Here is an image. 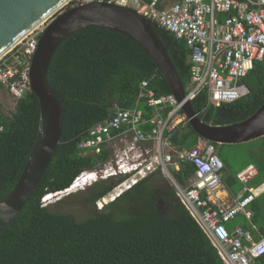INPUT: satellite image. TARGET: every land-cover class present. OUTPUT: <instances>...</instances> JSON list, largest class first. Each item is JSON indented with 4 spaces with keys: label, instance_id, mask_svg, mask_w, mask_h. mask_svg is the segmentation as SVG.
<instances>
[{
    "label": "trees",
    "instance_id": "1",
    "mask_svg": "<svg viewBox=\"0 0 264 264\" xmlns=\"http://www.w3.org/2000/svg\"><path fill=\"white\" fill-rule=\"evenodd\" d=\"M151 27L187 92L189 49L168 30L155 23ZM46 79L63 109L60 141L28 201L0 227V264H225L160 171L139 180L101 210L94 208L95 201L122 177L93 182L84 189V203L91 204L92 210L83 220L53 208L68 197L58 199L56 204L41 203L44 195L69 187L81 172L101 165L107 158L108 151L80 153L78 145L92 125L111 115L115 107H135L144 117L152 115L145 100L138 99L142 80L148 81V88L156 96L171 93L152 58L124 34L86 27L58 44ZM243 82L249 93L219 106L206 105V90H202L190 102L193 111L212 125L246 119L264 102V59L254 63ZM38 115V100L30 91L15 102L10 114L0 111L4 126L0 134V199L13 188L23 169L36 135ZM198 138L187 120L168 134L170 144L176 148H191ZM259 138L263 148L247 164L256 166L255 180L260 183L264 181V136ZM194 172L190 162H182L172 175L178 184L186 186ZM223 183L233 195L242 187L236 174L225 172ZM259 198L250 206L252 221L261 211ZM258 227L259 233L253 230L255 239L264 235V224ZM250 264H264V254Z\"/></svg>",
    "mask_w": 264,
    "mask_h": 264
},
{
    "label": "built area",
    "instance_id": "2",
    "mask_svg": "<svg viewBox=\"0 0 264 264\" xmlns=\"http://www.w3.org/2000/svg\"><path fill=\"white\" fill-rule=\"evenodd\" d=\"M93 1L131 8L184 41L190 51V81L179 101L172 92L156 96L148 88V81L142 80L138 99L145 100L152 115L144 117L135 107H115L111 115L92 125L78 145L80 153L108 151V156L101 165L75 177L70 188L84 187L95 177H122L95 201L97 210H101L139 180L160 171L170 179L176 197L223 262L250 264L264 254V235L255 239L254 228L235 226L230 230L226 224L238 214L251 218L249 204L264 190V184L257 188L247 185L258 169L254 164L240 169L236 178L242 188L231 196L222 181L224 165L215 153L214 142L198 138L191 148H176L170 144L168 134L187 120L182 110L184 102H191L202 90H206V105L214 106L249 93L243 78L256 61L264 59V0H177L163 7H159V0H79L77 4ZM38 38L39 33L30 32L0 59V84L15 101L30 91L28 71ZM3 130L0 123V134ZM182 162L195 167L186 186L178 184L172 175Z\"/></svg>",
    "mask_w": 264,
    "mask_h": 264
},
{
    "label": "water",
    "instance_id": "3",
    "mask_svg": "<svg viewBox=\"0 0 264 264\" xmlns=\"http://www.w3.org/2000/svg\"><path fill=\"white\" fill-rule=\"evenodd\" d=\"M69 1L0 0V58L35 25L46 17L45 22L50 20L40 33L28 71L30 92L39 104L36 135L15 185L0 199V227L28 201L60 141L63 109L46 74L56 47L66 36L86 27L108 28L124 34L152 58L177 100L185 96L173 63L149 20L131 8L111 2L93 1L65 8ZM182 110L200 138L217 144L246 142L264 136V102L246 119L225 125L204 123L189 101L184 102Z\"/></svg>",
    "mask_w": 264,
    "mask_h": 264
},
{
    "label": "rangeland",
    "instance_id": "4",
    "mask_svg": "<svg viewBox=\"0 0 264 264\" xmlns=\"http://www.w3.org/2000/svg\"><path fill=\"white\" fill-rule=\"evenodd\" d=\"M78 1L79 0H70L69 3L65 5V8L77 5ZM49 21L50 20L40 24L33 32L40 34ZM15 102L16 101L6 93L4 88L0 89V111L4 112L7 115L10 114L14 109ZM260 148H263L261 139L256 138L246 142L218 144L216 146L215 153L218 158L224 163V173L226 172L234 175L249 161L254 160V153H258ZM95 178L91 179L92 181H90V183L84 185V188L81 187V189L78 188L75 191L65 193L63 195H55L52 198L46 200L43 204H56L58 199H64L68 197L66 201L57 206H53V208L59 211L70 212L76 217L77 220H83L90 215V211L92 210L91 204L84 203L83 198L86 195V193H84L86 192V190L84 191V189L92 184ZM98 178L99 177H97L96 179ZM164 179L168 187H173L172 182L169 178L165 176ZM258 183L259 180L254 179L248 183V186L254 187ZM259 202L261 204V211L259 215H257V220L260 224H264V193L260 195ZM94 208L97 209L96 205L94 206ZM233 223H241L239 215L230 220V224ZM226 227H228V224L226 225Z\"/></svg>",
    "mask_w": 264,
    "mask_h": 264
},
{
    "label": "crops",
    "instance_id": "5",
    "mask_svg": "<svg viewBox=\"0 0 264 264\" xmlns=\"http://www.w3.org/2000/svg\"><path fill=\"white\" fill-rule=\"evenodd\" d=\"M160 1V4L162 5V7L163 6H169L170 4H172L173 2H175L176 0H159ZM183 148H185V147H183ZM255 178H253L252 180H254ZM252 180H250V181H252ZM264 182V181H263ZM258 184H260V183H258ZM262 193H264V191L262 192ZM261 193V194H262ZM260 194V195H261ZM259 195V196H260ZM239 216H240V221H241V223L240 224H238V223H233V224H230V221L227 223L228 224V228L230 229V230H232L235 226H241V227H243V228H249V227H251V228H254L255 229V232L256 233H259L260 232V229H259V227H258V224L260 225V223H259V221L257 220V217H256V221H252L253 220V215L251 216V218H246L245 216H243L242 214H238ZM238 215H236V216H238ZM235 216V217H236ZM234 219V218H233ZM258 223V224H257ZM226 224V225H227ZM256 224H257V226H256ZM250 229V228H249Z\"/></svg>",
    "mask_w": 264,
    "mask_h": 264
},
{
    "label": "clouds",
    "instance_id": "6",
    "mask_svg": "<svg viewBox=\"0 0 264 264\" xmlns=\"http://www.w3.org/2000/svg\"><path fill=\"white\" fill-rule=\"evenodd\" d=\"M250 164H251V163H250ZM223 165H224V163H223ZM247 165H248V164H247ZM245 166H246V165H245ZM242 168H243V167H242ZM242 168H241V169H242ZM223 169H224V167H223ZM238 171H239V170H238ZM238 171H237V172H238ZM237 172H236V173H237ZM257 173H258V172H257ZM256 176H257V175H256ZM256 176H255V177H256ZM223 177H224V170H223ZM255 177H254V178H255ZM96 178H97V177H96ZM96 178L94 179V182L97 181L98 179H100V178H98V179H96ZM252 179H253V178H252ZM252 179H251V180H252ZM222 181H223V179H222ZM249 182H250V181H249ZM249 182H248V183H249ZM71 184H72V183H71ZM71 184H70V185H71ZM223 184H224V183H223ZM262 184H264V182H260V184H257L256 186H254V187H252V188H257V187H259V186L262 185ZM70 185H69V187H67V188H65V189H63V190H61V191H57V192H54V193H48V194L44 195V196L42 197V199H41V203H42L43 201H44V203H45L46 200L50 199V198H48L49 195H51V198H52L53 195L55 196V195H57V194L69 193V192H66V191H67L66 189H69V188H70ZM90 185H91V184H90ZM247 185H248V184H247ZM224 187H225V185H224ZM249 187H251V186H249ZM82 188H84V187H82ZM241 188H242V187H241ZM79 189H81V188H79ZM225 189L228 191V189H227L226 187H225ZM240 190H241V189H240ZM263 191H264V190L260 191V192L254 197V199L252 200V202H253L256 198H258L259 195H260ZM228 193H229L231 196H234V195H235V194H234V195L231 194L229 191H228ZM252 202L249 204V208H250V209H251L250 206H251ZM43 205H45V204H43ZM251 211H252V210H251ZM252 215H253V212H252ZM234 218H235V217H234Z\"/></svg>",
    "mask_w": 264,
    "mask_h": 264
},
{
    "label": "bare ground",
    "instance_id": "7",
    "mask_svg": "<svg viewBox=\"0 0 264 264\" xmlns=\"http://www.w3.org/2000/svg\"><path fill=\"white\" fill-rule=\"evenodd\" d=\"M47 18L48 17H46L45 19H43L41 22H39L37 25H35V27H33L32 29H31V31H29L27 34H29L30 32H33L40 24H42L43 22H45L46 20H47ZM26 34V35H27ZM25 35V36H26ZM25 36H23L22 38H21V40L23 39V38H25ZM21 40H19L16 44H18ZM6 54V53H5ZM4 55H1V58L3 57ZM0 58V59H1ZM94 176V174H92V175H89L88 177L89 178H92ZM84 181H86L87 180V178L86 177H84V179H83ZM81 186V185H80ZM78 188H81V187H78ZM78 188H76V185H74L73 187H71V188H69V190L67 191V192H72V191H75L76 189H78ZM63 194H65V193H62V194H57V195H63ZM54 196V195H53ZM48 198H51V195H49L48 196Z\"/></svg>",
    "mask_w": 264,
    "mask_h": 264
}]
</instances>
